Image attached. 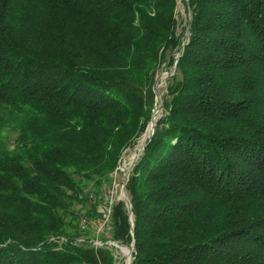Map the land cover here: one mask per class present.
<instances>
[{
    "label": "trees",
    "instance_id": "1",
    "mask_svg": "<svg viewBox=\"0 0 264 264\" xmlns=\"http://www.w3.org/2000/svg\"><path fill=\"white\" fill-rule=\"evenodd\" d=\"M183 2L181 29L178 0H0V264H117L98 204L177 61L101 234L132 264H264V0Z\"/></svg>",
    "mask_w": 264,
    "mask_h": 264
},
{
    "label": "rangeland",
    "instance_id": "2",
    "mask_svg": "<svg viewBox=\"0 0 264 264\" xmlns=\"http://www.w3.org/2000/svg\"><path fill=\"white\" fill-rule=\"evenodd\" d=\"M178 16L179 21H181V29L185 25L186 19L189 18V13L186 11V7L184 5L183 0H178ZM184 24V25H183ZM178 62V61H177ZM177 62H175L174 67L171 69L165 67L162 71H160L159 76L157 78V85H156V92H157V99H156V112L157 118L162 116L163 112V96L166 94L167 82L171 75V70H175L177 67ZM151 138L150 128L146 131V133L138 140V143L129 148L126 151L125 157L119 163L118 169L114 175L111 177V188L107 191L108 199L98 204L99 210L101 212H105L108 208L105 206H110L112 203L118 201H123L126 203L127 208L130 210V197L127 191V185L129 183L130 175L133 171L134 166L142 156L145 145L148 139ZM105 215V214H104ZM131 222H133V217L131 218ZM106 224V221L100 225H94V230L98 228L97 233L92 239L89 241L93 247L97 248H108L113 255L114 260L117 264H132V253L134 258V245L131 246H124L120 243L113 241L109 235H102L103 228ZM97 227V228H96ZM84 240L77 241L83 242ZM65 242V241H63Z\"/></svg>",
    "mask_w": 264,
    "mask_h": 264
},
{
    "label": "water",
    "instance_id": "3",
    "mask_svg": "<svg viewBox=\"0 0 264 264\" xmlns=\"http://www.w3.org/2000/svg\"><path fill=\"white\" fill-rule=\"evenodd\" d=\"M156 121H157V115H154V117L152 119L151 126H150L151 137L154 135ZM130 214L132 215V212H130ZM132 259H134L133 258V253H132Z\"/></svg>",
    "mask_w": 264,
    "mask_h": 264
},
{
    "label": "built area",
    "instance_id": "4",
    "mask_svg": "<svg viewBox=\"0 0 264 264\" xmlns=\"http://www.w3.org/2000/svg\"><path fill=\"white\" fill-rule=\"evenodd\" d=\"M112 205H113V203L110 206L107 207L108 210L106 209L107 210V213L105 214L106 222L109 220V216H110V213H111V210H112Z\"/></svg>",
    "mask_w": 264,
    "mask_h": 264
}]
</instances>
